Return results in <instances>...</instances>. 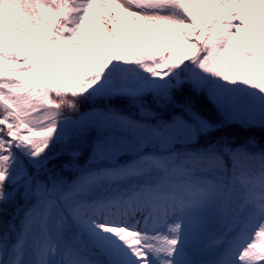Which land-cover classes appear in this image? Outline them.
I'll return each mask as SVG.
<instances>
[{"label": "snow or ice", "instance_id": "snow-or-ice-1", "mask_svg": "<svg viewBox=\"0 0 264 264\" xmlns=\"http://www.w3.org/2000/svg\"><path fill=\"white\" fill-rule=\"evenodd\" d=\"M0 264H264V0H0Z\"/></svg>", "mask_w": 264, "mask_h": 264}, {"label": "rangeland", "instance_id": "rangeland-1", "mask_svg": "<svg viewBox=\"0 0 264 264\" xmlns=\"http://www.w3.org/2000/svg\"><path fill=\"white\" fill-rule=\"evenodd\" d=\"M113 7H115V5H113ZM119 15H123L120 14L119 11L117 10ZM123 26V25H122ZM145 27L147 28V41H149L151 43V46H145L143 48L141 47H137L133 46V51L135 53H142V52H149V51H163L164 50V38L162 36H160L158 33H156L153 29L148 28L147 25H145ZM6 34V38L8 36H14L16 37L19 41H22L23 44L27 45V47L25 48H18L15 51H26V52H35L38 49V46L35 45L32 41L27 40L24 37H19L17 33L12 32L10 29L5 28L3 30ZM141 40H145V37L143 36V34H141ZM6 51H12L10 48L6 47L5 49Z\"/></svg>", "mask_w": 264, "mask_h": 264}, {"label": "trees", "instance_id": "trees-1", "mask_svg": "<svg viewBox=\"0 0 264 264\" xmlns=\"http://www.w3.org/2000/svg\"><path fill=\"white\" fill-rule=\"evenodd\" d=\"M164 43H165V41H164ZM173 43H174V44H180V45H183V42L180 41V40L173 41ZM168 47H169V45H168L167 43H165V46H164V50H163V51H165ZM183 48H184V51H185V52H190V51H191L190 49L187 48L186 45H183ZM10 49H11L12 51H15V50H17V47H12V48H10ZM234 132H235L236 134H238V136H239L241 139H243L244 137H246L247 135H249L248 133H244L243 131H240V130H230V131H228V135H233ZM255 135L259 138L260 133H259V132H256Z\"/></svg>", "mask_w": 264, "mask_h": 264}]
</instances>
